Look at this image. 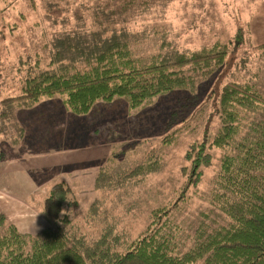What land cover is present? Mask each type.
<instances>
[{"label":"trees","instance_id":"1","mask_svg":"<svg viewBox=\"0 0 264 264\" xmlns=\"http://www.w3.org/2000/svg\"><path fill=\"white\" fill-rule=\"evenodd\" d=\"M131 3L126 2L117 17ZM100 12L111 19L112 13ZM106 31L55 38L46 68H39L36 62L35 71H27L20 81L22 91L0 100V161L5 158L3 146L17 145L23 137L11 112L12 103L65 93L69 109L78 115L87 113L97 99L109 101L117 96L126 97L131 108H138L148 98L174 89L194 91L198 80H206L218 70L230 45L216 40L194 51H180L164 41L168 48L164 53L136 58L129 48L133 35L112 28L106 36ZM253 50L264 53V44ZM217 88L206 101L214 105L218 127L209 140L194 143L186 151L189 165L181 167L185 182L179 199L200 183L204 168L211 165L210 151L222 150L209 201L223 215L224 224L211 229L201 224L184 249L175 234L171 211L158 207L149 212L145 228L134 238L106 225L98 239L88 241L67 215L57 222L60 209L78 204L70 181H61L51 186L41 204V216L51 230L27 248L0 213V264H264V97L247 81H230ZM245 115L254 120L244 125ZM172 137L168 134L163 142ZM134 147L136 144L128 145L121 154L126 156ZM144 159L118 174L97 172L92 176L94 187L112 190L132 178L138 184L159 171L158 156ZM95 207L93 203L91 213Z\"/></svg>","mask_w":264,"mask_h":264},{"label":"rangeland","instance_id":"2","mask_svg":"<svg viewBox=\"0 0 264 264\" xmlns=\"http://www.w3.org/2000/svg\"><path fill=\"white\" fill-rule=\"evenodd\" d=\"M130 1V7L117 17ZM100 10L112 13L110 20L116 23ZM104 28L106 36L112 28L133 35L129 48L136 58L164 53L168 50L164 41L180 51H194L216 40L230 44L218 70L198 80L194 91L174 89L153 96L131 114L133 130L141 139L108 173L133 168L149 155L161 159L158 172L138 184L132 178L125 186L107 191L94 187L92 175L71 183L78 204L70 207L76 216L68 217L88 241L98 239L106 225L134 238L145 228L151 210L166 207L173 215L175 234L187 249L201 224L210 229L224 224L223 215L209 201L223 151H210L211 165L204 168L200 183L180 200L185 182L181 167L189 165L184 156L190 145L214 135L218 121L214 105L206 99L220 84L247 81L264 97V53L253 50L264 44V0H0V100L22 91L20 81L27 71H35L36 62L46 68L55 38ZM252 120L245 115L242 122ZM170 133L171 140L163 142ZM93 203L96 210L91 213Z\"/></svg>","mask_w":264,"mask_h":264},{"label":"crops","instance_id":"3","mask_svg":"<svg viewBox=\"0 0 264 264\" xmlns=\"http://www.w3.org/2000/svg\"><path fill=\"white\" fill-rule=\"evenodd\" d=\"M10 108L23 137L17 145L2 148L0 213L27 248L51 230L41 216L51 186L112 171L125 159L121 151L141 137L131 120L136 108L123 96L97 99L81 115L71 112L65 93L17 101Z\"/></svg>","mask_w":264,"mask_h":264},{"label":"clouds","instance_id":"4","mask_svg":"<svg viewBox=\"0 0 264 264\" xmlns=\"http://www.w3.org/2000/svg\"><path fill=\"white\" fill-rule=\"evenodd\" d=\"M81 210H82V209H81ZM65 215H67V216H69V217H71V218H74V217L76 216V210H74V209H72V208H68V209H64V208H62V209H60V219H58L57 222H61L62 217L65 216ZM32 227H33V230H34L35 232L39 230V229H38V226L36 225V220L33 222Z\"/></svg>","mask_w":264,"mask_h":264}]
</instances>
